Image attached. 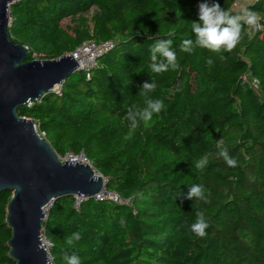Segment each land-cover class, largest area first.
Masks as SVG:
<instances>
[{
    "label": "trees",
    "instance_id": "16d2710c",
    "mask_svg": "<svg viewBox=\"0 0 264 264\" xmlns=\"http://www.w3.org/2000/svg\"><path fill=\"white\" fill-rule=\"evenodd\" d=\"M235 1L215 0L231 10ZM200 2L19 0L9 7L10 37L28 47V60L55 59L89 40L114 42L93 69L65 79L59 93L18 108L60 158L83 155L107 190L130 200H54L42 231L52 264H66L65 251L80 264H264V31L245 28L224 59L207 49L181 52L180 43L194 39L190 23ZM246 6L264 19V0ZM167 38L180 68L157 74L150 46ZM151 80V95L165 109L130 130L127 108L142 105L138 93ZM221 139L236 167L218 157ZM194 184L208 203L186 199ZM10 198L0 193V264H15L7 245ZM197 211L209 223L204 238L190 231ZM74 232L82 238L69 246L65 238Z\"/></svg>",
    "mask_w": 264,
    "mask_h": 264
},
{
    "label": "water",
    "instance_id": "95a60500",
    "mask_svg": "<svg viewBox=\"0 0 264 264\" xmlns=\"http://www.w3.org/2000/svg\"><path fill=\"white\" fill-rule=\"evenodd\" d=\"M12 4L0 0V193H11L7 245L15 264H50L41 240L43 207L63 196L94 197L106 181L89 162L60 158L39 135L34 120L18 114L19 107L83 70L71 53L28 60V48L12 40L8 31Z\"/></svg>",
    "mask_w": 264,
    "mask_h": 264
},
{
    "label": "clouds",
    "instance_id": "9594fccd",
    "mask_svg": "<svg viewBox=\"0 0 264 264\" xmlns=\"http://www.w3.org/2000/svg\"><path fill=\"white\" fill-rule=\"evenodd\" d=\"M264 25L260 24L259 14L245 5H238L236 10L221 7L215 0H201L198 4V20L191 21L190 29L194 39H184L179 49L184 53H193L197 48L207 49L210 52L220 54L224 59L223 53H231L242 39L245 28L260 29ZM169 37L173 34L168 33ZM148 39H152L151 36ZM173 39H159L150 46V68L152 72L160 74L169 70L177 71L180 64L177 60L176 51L173 49ZM211 65L213 61L208 60ZM130 83V82H129ZM156 82H144L138 95L143 97L141 104H132L127 108L125 119L129 122L130 130H135L140 122L147 125L152 121L154 115H158L165 109L163 100L153 98L151 95L156 90ZM218 131V130H217ZM127 138V137H126ZM218 157L222 158L229 167H236L238 161L229 154L227 148L223 146V140L218 141ZM207 163V157L201 159L195 167L203 169ZM186 199L203 201L208 203V197L202 185L194 184L190 186ZM209 223L203 211H197L196 220L190 226V231L200 238H204ZM80 232H74L65 238L66 244L72 246L81 239ZM63 260L66 264H80V259L76 254L68 255L65 251Z\"/></svg>",
    "mask_w": 264,
    "mask_h": 264
},
{
    "label": "built area",
    "instance_id": "2783aa9c",
    "mask_svg": "<svg viewBox=\"0 0 264 264\" xmlns=\"http://www.w3.org/2000/svg\"><path fill=\"white\" fill-rule=\"evenodd\" d=\"M19 0H13V3ZM238 1L236 0L233 4V9L238 5ZM255 0H249L247 4L254 2ZM245 5V6H246ZM259 21L261 25H264V19L259 17ZM10 24V23H9ZM252 32H257V31H264V27L260 29H251ZM114 46L113 40H107V41H100L96 42L93 40H89L84 42L81 46H79L76 50H74L71 54L73 57L78 61L79 66L82 68L83 71H90L96 66L97 63V58L108 52L110 49H112ZM27 47V46H26ZM28 48V47H27ZM252 84L254 87H258V81L255 78H252ZM57 89V90H56ZM54 91L56 93H59V88H55ZM31 104V102L29 103ZM39 135L43 138H45V133L44 132H38ZM75 158L82 159L84 161H87V159L83 156H69L65 159L69 160H74ZM88 162V161H87ZM75 204L78 206L83 199H86L88 197L86 196H75ZM93 198L98 199V200H103V199H110L114 202L120 203V204H130V200L127 198H123L121 195H119L117 192L114 191H109L106 188H104L101 192L96 194ZM53 201H50L43 207L44 211V221L47 218V213L49 209L51 208ZM42 244L46 248V250L49 252V247H50V242L45 239V236L42 234Z\"/></svg>",
    "mask_w": 264,
    "mask_h": 264
},
{
    "label": "rangeland",
    "instance_id": "374dc122",
    "mask_svg": "<svg viewBox=\"0 0 264 264\" xmlns=\"http://www.w3.org/2000/svg\"><path fill=\"white\" fill-rule=\"evenodd\" d=\"M248 1H249V0H239V1H238V5H246V3H247ZM250 1H251V0H250ZM238 5H237V6H238ZM237 6H236V7H237ZM236 7H234V9H233L234 11L236 10ZM64 23H65V24H70V19H69V18L65 19V20H64ZM33 56L36 57V58H34V59H38V55L35 54V55H33ZM59 86H60V85H59ZM59 86L56 87V88H59ZM56 90H57V89H56ZM59 157H60V156H59ZM62 159H65V158H62ZM42 231H43V230H42ZM42 234H43V232H42ZM43 236H44V235H43ZM45 239L48 241V239H47L46 237H45ZM49 258H50V259H49L50 264H52V259H51L50 255H49Z\"/></svg>",
    "mask_w": 264,
    "mask_h": 264
}]
</instances>
